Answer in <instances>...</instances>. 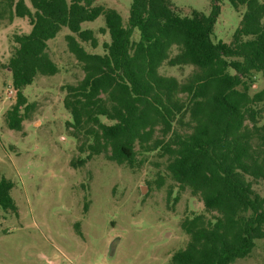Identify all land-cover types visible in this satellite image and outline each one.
Wrapping results in <instances>:
<instances>
[{"label": "trees", "instance_id": "16d2710c", "mask_svg": "<svg viewBox=\"0 0 264 264\" xmlns=\"http://www.w3.org/2000/svg\"><path fill=\"white\" fill-rule=\"evenodd\" d=\"M96 1L0 0V23L18 17L31 25L29 33L14 36L7 67L16 102L5 113L6 125L20 131L35 109L25 87L59 72L49 41L67 28L68 49L84 73L62 87L67 129L80 154L72 166L100 155L130 168L141 164L140 155L166 158L171 178L205 208L181 221L189 239L168 264H233L249 257L264 239V189L257 187L264 184V90L252 93L256 74L264 76V2L228 0L245 11L225 43L213 40L222 0H211L209 15L194 10L189 16L170 0H132L127 23ZM101 16L100 33L110 41L104 53H92L82 43L97 48L98 38L83 24ZM164 64L194 70L180 81L161 74ZM13 188L0 176V209L17 214Z\"/></svg>", "mask_w": 264, "mask_h": 264}, {"label": "rangeland", "instance_id": "374dc122", "mask_svg": "<svg viewBox=\"0 0 264 264\" xmlns=\"http://www.w3.org/2000/svg\"><path fill=\"white\" fill-rule=\"evenodd\" d=\"M29 3V0H26ZM264 2V0H262ZM180 14L194 10L209 15L211 0H170ZM132 0H97L116 9L125 23ZM220 15L213 40L231 43L245 7L239 10L228 0L218 3ZM105 19L83 24L98 38L92 53H104L107 33H100ZM31 30L29 20L14 18L0 23V176L14 183L12 195L18 213L0 209V264H168L183 249L188 235L181 228L187 216L205 212L204 204L182 190L166 169L167 159L156 153L140 155L135 168L96 156L82 167L71 161L79 157L77 141L67 129L71 121L63 105L62 87L76 83L83 70L69 51L67 28L49 41L48 52L59 72L39 75L24 93L35 109L20 131L5 123V113L16 102L11 94V70L7 67L16 47L15 35ZM139 38L136 30L134 39ZM177 49L172 50V55ZM192 66L164 64L160 72L185 81ZM264 90V76L256 74L252 93ZM258 189H264L261 183ZM179 200L174 203L175 197ZM233 264H264V239L256 241L249 257Z\"/></svg>", "mask_w": 264, "mask_h": 264}, {"label": "built area", "instance_id": "2783aa9c", "mask_svg": "<svg viewBox=\"0 0 264 264\" xmlns=\"http://www.w3.org/2000/svg\"><path fill=\"white\" fill-rule=\"evenodd\" d=\"M11 94H15L16 95V90L14 88L11 90Z\"/></svg>", "mask_w": 264, "mask_h": 264}]
</instances>
